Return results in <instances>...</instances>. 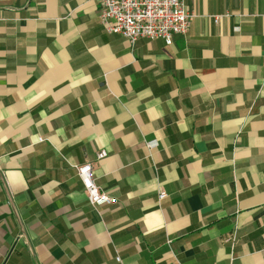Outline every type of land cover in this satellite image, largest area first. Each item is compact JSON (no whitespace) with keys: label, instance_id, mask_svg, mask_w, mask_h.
<instances>
[{"label":"crops","instance_id":"crops-1","mask_svg":"<svg viewBox=\"0 0 264 264\" xmlns=\"http://www.w3.org/2000/svg\"><path fill=\"white\" fill-rule=\"evenodd\" d=\"M183 5L130 46L97 0H0V264H264V0Z\"/></svg>","mask_w":264,"mask_h":264},{"label":"built area","instance_id":"built-area-1","mask_svg":"<svg viewBox=\"0 0 264 264\" xmlns=\"http://www.w3.org/2000/svg\"><path fill=\"white\" fill-rule=\"evenodd\" d=\"M99 23L106 34L120 36L133 46L138 40H162L166 46L172 44L175 36L186 35L194 15L188 12L183 0H97ZM223 17H213L217 24ZM39 139V142H42ZM150 148L155 143L148 144ZM106 152H99L96 160H102ZM83 187L88 204L92 207L115 206L117 200L108 196L95 184L92 166L89 163L74 167ZM166 198L162 191L158 201ZM235 232L230 238L233 245ZM170 244V241L167 242ZM119 262V259H116ZM174 264H180L175 260Z\"/></svg>","mask_w":264,"mask_h":264}]
</instances>
